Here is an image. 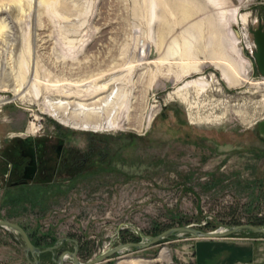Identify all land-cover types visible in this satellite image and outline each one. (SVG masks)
Returning a JSON list of instances; mask_svg holds the SVG:
<instances>
[{
    "label": "rangeland",
    "instance_id": "374dc122",
    "mask_svg": "<svg viewBox=\"0 0 264 264\" xmlns=\"http://www.w3.org/2000/svg\"><path fill=\"white\" fill-rule=\"evenodd\" d=\"M1 9L10 17L0 34V219L39 249L72 240L41 264H57L74 241L85 263L172 228L264 227V80L250 32L264 24V0H0ZM199 80L204 91L179 90ZM106 85L124 96L113 130L74 129L47 111ZM19 140L63 142L58 175L4 186ZM230 238L255 242L264 264L262 234ZM196 240L173 236L104 263L194 264ZM0 264H30L21 237L1 227Z\"/></svg>",
    "mask_w": 264,
    "mask_h": 264
},
{
    "label": "water",
    "instance_id": "95a60500",
    "mask_svg": "<svg viewBox=\"0 0 264 264\" xmlns=\"http://www.w3.org/2000/svg\"><path fill=\"white\" fill-rule=\"evenodd\" d=\"M250 32L253 35V43L255 45V51L253 53V59L256 64L257 70L262 79H264V24L262 18L258 20V26L255 29H251ZM0 227L4 228L14 234L21 237L22 244L24 245V252L26 258L30 264H41L38 256L51 252L54 253L64 242H71L70 239H61L53 247L39 249L31 241L26 230L20 225L13 223L9 220L0 219ZM240 232H250L253 234H262L264 236V227L252 226V225H240L232 226L225 229H218L214 232H203L191 226H183L169 229L157 236L145 237V242L141 243H130L119 245L108 251H105L100 256L82 263L78 257L79 245L74 241L75 250L74 252H67L62 254L57 260V264H65L68 260H72L73 264H102L107 260L113 258L117 254H121L127 250H144L148 249L156 244H159L173 236H184L189 235L193 239H225L230 238L233 235H237ZM144 237V236H143ZM33 260H31V258Z\"/></svg>",
    "mask_w": 264,
    "mask_h": 264
},
{
    "label": "bare ground",
    "instance_id": "6f19581e",
    "mask_svg": "<svg viewBox=\"0 0 264 264\" xmlns=\"http://www.w3.org/2000/svg\"><path fill=\"white\" fill-rule=\"evenodd\" d=\"M4 16L10 17L4 9H1L0 34H2V30L6 28L2 21V17ZM222 75L229 84V87H234L238 83L236 79L224 70L222 71ZM111 86L106 85L103 89L98 90V93L96 92L97 94H95L96 96L84 101L86 102L85 104L75 105L71 102L50 100L47 103V111L53 118L74 129H82L84 131L92 130L94 132H107L113 130L117 127L119 122L124 96L119 88H111ZM193 88L204 91V84L200 80L193 81L187 83L179 90L185 91ZM104 94L106 96L100 98V96ZM96 98L99 99L91 103L92 100Z\"/></svg>",
    "mask_w": 264,
    "mask_h": 264
},
{
    "label": "flooded vegetation",
    "instance_id": "af4514ba",
    "mask_svg": "<svg viewBox=\"0 0 264 264\" xmlns=\"http://www.w3.org/2000/svg\"><path fill=\"white\" fill-rule=\"evenodd\" d=\"M16 145V160L9 163L4 186L9 189L27 188L37 180L58 175L65 154L63 142L52 140L42 145L34 140H19Z\"/></svg>",
    "mask_w": 264,
    "mask_h": 264
},
{
    "label": "crops",
    "instance_id": "0c3cea01",
    "mask_svg": "<svg viewBox=\"0 0 264 264\" xmlns=\"http://www.w3.org/2000/svg\"><path fill=\"white\" fill-rule=\"evenodd\" d=\"M193 245L194 264H260V254L253 241L237 238L198 239ZM138 263L139 261H129L121 264Z\"/></svg>",
    "mask_w": 264,
    "mask_h": 264
},
{
    "label": "trees",
    "instance_id": "16d2710c",
    "mask_svg": "<svg viewBox=\"0 0 264 264\" xmlns=\"http://www.w3.org/2000/svg\"><path fill=\"white\" fill-rule=\"evenodd\" d=\"M253 225H256V224H253ZM159 234V233H158ZM38 246V245H37Z\"/></svg>",
    "mask_w": 264,
    "mask_h": 264
},
{
    "label": "built area",
    "instance_id": "2783aa9c",
    "mask_svg": "<svg viewBox=\"0 0 264 264\" xmlns=\"http://www.w3.org/2000/svg\"><path fill=\"white\" fill-rule=\"evenodd\" d=\"M255 46V45H254Z\"/></svg>",
    "mask_w": 264,
    "mask_h": 264
}]
</instances>
